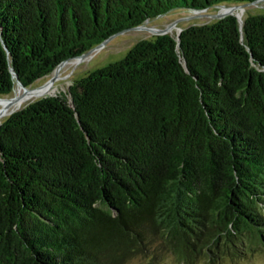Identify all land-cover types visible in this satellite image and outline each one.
Instances as JSON below:
<instances>
[{
  "label": "trees",
  "instance_id": "16d2710c",
  "mask_svg": "<svg viewBox=\"0 0 264 264\" xmlns=\"http://www.w3.org/2000/svg\"><path fill=\"white\" fill-rule=\"evenodd\" d=\"M0 0V96L177 9ZM185 64V65H184ZM69 95V97H68ZM264 251V13L137 42L0 123V264H219ZM148 257V258H147Z\"/></svg>",
  "mask_w": 264,
  "mask_h": 264
},
{
  "label": "rangeland",
  "instance_id": "374dc122",
  "mask_svg": "<svg viewBox=\"0 0 264 264\" xmlns=\"http://www.w3.org/2000/svg\"><path fill=\"white\" fill-rule=\"evenodd\" d=\"M220 7H213L204 11L191 12L186 9H177L169 12L167 15L157 17L146 21L139 29H131L122 32L111 40H109L100 49L88 54L82 59L74 68H67L61 72V78L55 80V86L48 93L43 96H37L31 99H23L19 102L18 106L6 107V105H0V123L14 112L24 108L28 104L39 100L45 96H55L60 93H68L69 87L75 83V81L83 78L88 73L105 67L109 63L116 62L127 54V52L140 40L153 39L158 36L156 32H153V28L166 29L170 28L169 35L176 37L179 30L184 29L191 25L210 24L218 20L214 17L217 13H220ZM264 13V0L247 5L240 17L242 21L249 15L263 14ZM51 75L37 80L28 88H37L44 84ZM67 78V79H66ZM59 82V83H58ZM59 87V88H58ZM64 87V88H63ZM57 88V89H56ZM21 87L15 83L12 91L7 95H2V99H12L19 95ZM63 90V91H62ZM69 97V95H68ZM5 109V110H4ZM150 261L147 259L137 257L129 260L126 264H177L174 257L167 253H154ZM148 258V257H147ZM195 264H209L207 260H197ZM219 264H264V251L256 249L249 255L239 260L227 259Z\"/></svg>",
  "mask_w": 264,
  "mask_h": 264
},
{
  "label": "water",
  "instance_id": "95a60500",
  "mask_svg": "<svg viewBox=\"0 0 264 264\" xmlns=\"http://www.w3.org/2000/svg\"><path fill=\"white\" fill-rule=\"evenodd\" d=\"M259 1H261V0H256V1H254V2H251V3H241V4H232V5H220V6H218V7H220V8H224L226 11L225 12H223V13H217L216 15H214V17L216 18V19H221V18H223V17H225V16H227V15H231V14H234L236 17H237V20L239 21V23H240V25L242 24V19H241V17H240V14L242 13V11L244 10V8L247 6V5H249V4H253V3H256V2H259ZM148 21V20H147ZM139 28H144V27H142V26H137V27H133V28H128V29H125V30H122V31H120V32H118V33H116V34H114V35H112V36H110V37H108L106 40H104L103 42H101L100 44H98L97 46H95V47H93L92 49H90L89 51H87L86 53H84V54H81V55H79V56H76V57H74V58H70V59H67V60H64V61H62L60 64H58L57 66H56V68L49 74V75H51L50 76V78L44 83V84H42L41 86H39V87H37V88H28V87H25V86H23L22 85V83L18 80V78H17V76H16V74L13 72V70L11 69L10 71H11V74H13L14 75V77H15V83L16 84H18L24 91H28V90H30V91H32V92H36V91H38V90H42L43 88H44V86H46L47 84H50L55 78H56V76H57V70L59 69V67L62 65V64H64L65 62H67L68 60H71V59H80V60H82L84 57H86L88 54H90V53H92V52H94V51H96V50H98V49H100L101 47H103L109 40H111L113 37H115L116 35H118V34H120V33H122V32H125V31H127V30H131V29H139ZM152 30H155V31H157L156 33H157V35H165V34H168V32L170 31V28H166V29H159V28H153ZM182 30L180 29L179 30V32L177 33V35H176V41H177V44L179 43V34H180V32H181ZM185 65V64H184ZM48 75V76H49ZM47 77V76H46ZM17 101H22L23 99H25V97L24 96H21V97H18V98H15ZM3 100H7V101H11V100H13V98L12 99H2V98H0V101H3Z\"/></svg>",
  "mask_w": 264,
  "mask_h": 264
},
{
  "label": "bare ground",
  "instance_id": "6f19581e",
  "mask_svg": "<svg viewBox=\"0 0 264 264\" xmlns=\"http://www.w3.org/2000/svg\"><path fill=\"white\" fill-rule=\"evenodd\" d=\"M226 10L224 8H221L220 9V13H223L225 12ZM153 32H157L155 30H152ZM82 60L80 59H71V60H68L67 62H65L64 64H62L59 69L57 70V76L56 78L50 83V84H47L46 86H44V88L42 90H38L36 92H32L30 90L28 91H24L22 88L20 89L19 91V95L16 96L15 98H18V97H21V96H24L26 99H33L37 96H43L44 94L48 93L49 91H51V89L55 86V80H59V77L61 78V72L63 70H66L67 68H74L75 66H77ZM82 63V62H81ZM50 78V77H49ZM67 79V78H66ZM59 83V82H58ZM59 88V87H58ZM64 88V87H63ZM57 89V88H56ZM63 91V90H62ZM15 98H13V100L11 101H7V100H3V101H0V105H6V107H11L14 105L15 106H18L19 105V101H17ZM21 103V102H20ZM5 110V109H4Z\"/></svg>",
  "mask_w": 264,
  "mask_h": 264
}]
</instances>
